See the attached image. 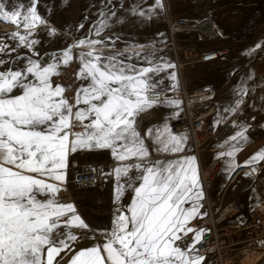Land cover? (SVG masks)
<instances>
[{
    "label": "snow or ice",
    "instance_id": "1",
    "mask_svg": "<svg viewBox=\"0 0 264 264\" xmlns=\"http://www.w3.org/2000/svg\"><path fill=\"white\" fill-rule=\"evenodd\" d=\"M0 20L22 26L27 35L44 23L34 6L26 12L9 11L2 2ZM105 27L102 20L96 34ZM10 35L28 48L37 43L18 32ZM100 43L78 41V46L92 50L79 54L77 78L88 83L77 89L74 103L64 96L63 86L51 81L59 75L60 64L72 60L71 48L52 63L28 58L23 68L0 72V264H59L57 257L65 250L74 252L70 264H202L204 258L193 255L202 230L188 227L190 220L203 215L197 203L203 192L195 158L151 161L145 136L158 145L157 152L173 153L183 150L184 138L167 126L141 136L135 126L136 117L157 103L148 99L155 87L148 74L162 69L124 65L115 56L96 52ZM77 127L83 131L74 132ZM237 137L245 138L237 132L230 139ZM84 149L110 150L118 162L113 169L114 203L126 188L135 198L128 214L116 209L102 242L76 251L75 245L88 237L72 229L89 226L58 193L69 154ZM254 160H264V150L245 164ZM133 170L135 175L130 174ZM188 233H195L193 242L182 248Z\"/></svg>",
    "mask_w": 264,
    "mask_h": 264
},
{
    "label": "rangeland",
    "instance_id": "2",
    "mask_svg": "<svg viewBox=\"0 0 264 264\" xmlns=\"http://www.w3.org/2000/svg\"><path fill=\"white\" fill-rule=\"evenodd\" d=\"M0 2L4 3L6 10L9 11L19 8L22 12H26L28 8L34 6L37 14L44 21V23H37L31 34L27 35L22 26L0 20V45H3L4 49L0 51V61H4L0 64V72L9 68L13 70L23 68L28 58L38 60L45 65L52 63L53 58L59 60L63 51L71 48L72 60L67 65L72 64L76 67V74L72 81L59 80L60 72L67 66L62 63L59 67V75H53L51 81L53 86H63L64 96L70 103H74L77 89L82 84H87L86 80L77 78L79 69L76 64L80 65V60L76 51H85L83 48L79 50L84 46H78V41L83 40L84 36L91 31H96V29L81 27L78 24H83L86 18H90L89 14H86L87 11L90 9L99 11L101 4L106 0H0ZM156 3L158 42L171 39L166 25L160 20L166 5L174 17H186L193 20L212 19L218 26L220 37L209 44L212 47H221L223 43L229 46L230 54L226 56V59H231L232 63H225L222 68L214 67L212 63H201L199 66L195 64L192 67L184 65L181 71L179 70L181 74L188 67L192 71H197L199 76H204L207 80L203 85H206L210 84L209 81L213 79L224 80L225 76L221 75L225 70L224 67L229 68L232 65V67H245V76L243 74L237 76L232 83V89L238 88L240 85L236 82L241 78L244 79V90L239 93L237 101L222 112L219 111V104L226 100L225 93H219L212 84L217 90L218 115L215 116V120L218 119V123H221L229 114L238 110L239 120L225 138L214 140L210 145H202L199 150H196L189 130H176L174 122L171 121L166 126L173 135L184 138L183 150L175 153L157 152L158 145L145 136L149 130L145 119L143 118L141 130L135 125L141 136H145V144L150 152L151 161L181 160L180 157L186 156L184 151L189 150L187 154L197 161L198 180L201 175L200 163L205 168L216 161L219 167L214 187L216 190L224 191L227 180L235 168L245 164L246 161L264 150V0H159V2L156 0ZM52 31L54 35L50 34ZM16 32L27 35L28 41L34 40L37 43L32 48L24 46L18 39L11 37L10 34ZM177 51L179 53L181 50ZM163 60V57L159 59L158 56V66H163ZM73 131L82 132L83 129L77 127ZM237 132H243L245 138L237 137L236 140H231L230 138ZM214 147L216 150H212ZM229 152H234V155H227ZM67 162L66 180L58 193V199L63 203L74 204L77 214L92 227L91 230L72 229L75 234L88 237V239L81 240L78 245L90 247L104 240L103 232L111 229L117 208L128 214L127 205L132 204L135 194L131 188H126L119 202L114 203L116 179L113 169L117 167L118 162L113 158L110 150H78L69 154ZM88 163H109V177L104 190L96 187L79 189L70 187L73 175ZM130 174L135 175L136 173L133 170ZM261 193L262 188L252 178L243 176L239 182L228 188L226 199H239L242 207L239 217L248 218L251 204Z\"/></svg>",
    "mask_w": 264,
    "mask_h": 264
},
{
    "label": "built area",
    "instance_id": "3",
    "mask_svg": "<svg viewBox=\"0 0 264 264\" xmlns=\"http://www.w3.org/2000/svg\"><path fill=\"white\" fill-rule=\"evenodd\" d=\"M172 39L174 58L178 69L196 63H213L230 54L228 48L212 47L209 43L216 41L220 35L217 24L212 19L193 20L186 17H174L165 5L160 16ZM192 34L195 42L184 41L178 53L176 39L179 35ZM76 67L72 64L62 69L60 81H72ZM181 88L177 91L153 90L148 99L162 102L167 98L182 97L184 111L174 119L176 130H189L196 150L202 145H210L214 140L225 138L239 120L238 110L229 114L221 123H217V90L212 84L202 85L189 91L181 78ZM136 126L143 127V117H136ZM216 150V148H212ZM219 164L215 161L209 167L200 163L203 198L198 215L188 223L194 230H202L199 243H196L193 255L203 257L202 264H264V160L250 164H241L235 168L227 180L224 191L214 187ZM109 163H88L83 165L72 177L70 187L73 189L96 187L104 190L109 177ZM243 176H249L262 188V193L249 208L248 218H240L241 203L239 199H226L228 188ZM190 205L186 204V207ZM89 229L92 227L90 225ZM77 231V230H75ZM195 233H188L180 243L182 248L193 242Z\"/></svg>",
    "mask_w": 264,
    "mask_h": 264
},
{
    "label": "crops",
    "instance_id": "4",
    "mask_svg": "<svg viewBox=\"0 0 264 264\" xmlns=\"http://www.w3.org/2000/svg\"><path fill=\"white\" fill-rule=\"evenodd\" d=\"M156 12V0H106L105 3L101 4L99 11L95 9L87 11L86 14H89L90 18H86L84 23H80L78 26L96 29L102 20L105 21L107 27H105L99 35L96 34V31H91L84 36L83 40L101 41V43L96 46L95 51L102 53L106 57L115 56L117 60L123 62L124 65L134 66L136 69L156 67L158 66V56L159 59L163 57V66H159L162 70L158 73L152 72L148 74L150 77L149 82L155 85L154 90L164 92L177 91L182 85L181 78L189 91L198 89L207 79H205L204 76H199L197 71H192V69L188 67L185 68L184 73L181 74L176 61H174V49L171 43L172 39H164L158 42ZM184 41L194 43V35L186 34L177 37L176 45L180 50V46ZM221 47L229 48L226 43L221 44ZM82 48L85 50L84 52L92 50L87 45L81 47V49L79 48V50H82ZM76 52L80 54L82 51ZM230 62L232 63L233 61L223 57L212 64L214 67L222 68L225 63ZM199 64L201 63H196L197 66H199ZM76 66L80 69L81 64H76ZM231 67H224L225 70H223L221 74L225 76L224 80L220 81L218 79H213L209 81L210 84H213L218 89L219 93H225L224 97L226 100L223 102L221 101L219 104L220 112L226 110L237 101L239 93L243 91L245 87L244 79L241 78L240 81L236 82L240 87L232 89L234 79L237 76H242V74L245 76L246 73H244V66ZM86 82L88 83V81ZM168 101H179L180 103L177 106L175 104H169ZM183 111V99L182 97L176 96L155 103L153 107L140 115L145 119V124L148 129H152L153 132H156L158 129H163L164 126L174 119L179 118ZM216 122H219L218 119ZM184 152L186 156H182L180 159L192 157L187 154L189 150ZM196 162L195 159L194 165L196 169H198ZM198 181L202 187L201 175ZM128 204L126 208L127 212L131 206V203ZM81 248L85 247H81L78 244L75 245L76 251H79ZM73 255L74 252L65 250L59 256V264H70Z\"/></svg>",
    "mask_w": 264,
    "mask_h": 264
}]
</instances>
